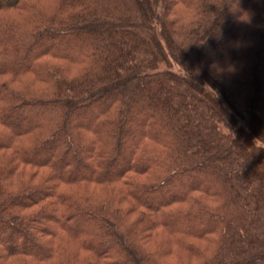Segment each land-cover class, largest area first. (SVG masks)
Segmentation results:
<instances>
[{"label":"trees","instance_id":"1","mask_svg":"<svg viewBox=\"0 0 264 264\" xmlns=\"http://www.w3.org/2000/svg\"><path fill=\"white\" fill-rule=\"evenodd\" d=\"M177 1L196 10L190 25L171 19L175 0H60L56 15L29 28L0 18V264L46 263L53 254L51 264H68L58 257L60 239L91 253L96 260L88 264H150L133 239L157 228L176 244L189 241L200 258L205 252L190 238L211 242L210 264H264V0H245L237 11L241 0ZM33 5L0 0V13ZM247 8L254 17L240 36L226 21ZM74 35L65 49H37L45 38ZM172 57L186 76L170 70ZM232 68L235 93L249 96L245 115L234 91L217 82L219 71ZM29 75L45 89H34ZM24 109L38 110L40 120L13 127L9 119L19 122ZM84 118L93 124L75 125ZM131 122L143 131L133 132ZM62 138L67 148L59 152ZM46 151L60 158H41ZM69 151L79 152L73 164ZM21 165L51 173L5 189ZM82 170L90 175L75 176ZM201 177L215 187L199 185ZM179 180L189 182L181 195ZM87 184L114 195L59 191ZM44 202L39 212L22 213ZM132 213L135 220L123 221ZM81 218L93 229L76 235ZM174 219L184 227L170 225ZM49 238L56 249L46 247Z\"/></svg>","mask_w":264,"mask_h":264},{"label":"rangeland","instance_id":"2","mask_svg":"<svg viewBox=\"0 0 264 264\" xmlns=\"http://www.w3.org/2000/svg\"><path fill=\"white\" fill-rule=\"evenodd\" d=\"M29 2H31L32 0H27ZM60 0H33L34 3V7L30 8L29 6L26 7V9L24 10H7V11H3L0 13V18H9L8 20L10 22L15 23L18 26L21 27H31L32 25H34L35 23H38L40 21H42V17L49 19L47 15H49V12H55L56 10V5L57 2H59ZM177 2L176 4V9H178V13L175 12H171V19H174L175 21H180L178 18H182L184 21H182L183 23H186V25H190L191 23H193L196 19L197 16H195V9H193L191 7H187L184 4L179 3L177 0H175ZM224 1V0H223ZM259 1V0H257ZM245 2V0H241L238 4H236V6H234V8L232 9V11H237L241 5ZM214 3V2H213ZM225 3V2H223ZM253 13V11L250 8H247L244 13L235 19H231L229 21H226V24L228 27L233 28V27H238L239 28V34L240 36H242V33H247L248 29L250 28V23L249 21L251 20L252 17H254L253 15H251ZM55 15L57 14V10L54 13ZM177 14L179 17H177ZM264 13L261 15L263 16ZM57 16H61V15H57ZM264 18V17H263ZM37 24V25H38ZM231 30V29H230ZM251 32V29L249 31V33ZM248 33V34H249ZM75 41H77L76 35H74L73 37L67 38V39H63V38H59L56 39L54 41H52V39L50 40V38H45L43 39L41 45H39L37 47L38 50H42L43 48L46 47H55L58 46L60 48H64L65 46L73 45V43H75ZM232 45H229V47ZM254 50V49H253ZM224 58H226V54L224 56ZM49 60V59H46ZM171 68L170 70L175 72V73H179L182 74L183 76H186V73L184 72L183 68L176 63L175 59L172 57L171 59ZM253 62H249V64L244 65V67H250ZM242 65V66H243ZM163 67V68H162ZM161 69H165V66H161ZM217 68L215 67H211V70L215 71ZM222 71V70H221ZM221 71H219V76H223L224 80L220 77L218 78V83L221 84L222 86H224L225 88L229 89L230 91H234L235 93V89H233V85L229 79V75L230 73L236 74L238 75V71L235 68H232V70L228 73V74H224V72L220 73ZM29 79H31V82H33V86L34 89L36 90H42L43 88L45 89V87H43V85H41L37 79H34V76L29 75L28 76ZM2 80H8V79H2ZM263 84H264V77H263ZM14 84L16 85V87L21 88L22 86L20 85V82H14ZM237 96V97H235ZM235 96H232L236 105V108H238V110L242 113L247 114L248 110H246L244 108V106H248L249 105V96L248 93L245 94V99H241L240 97H238L237 93H235ZM233 109V106H231ZM1 108V107H0ZM31 109H24L19 111V116H21V120L15 121L13 120V118L9 119L11 121V124L13 127L19 128V129H24L26 127H28L29 125H32L34 123H37L40 118H41V113L38 110H35L33 113H31ZM84 124V125H91L93 124L92 122H90L88 119H83V120H77L75 122V125L78 124ZM134 127V131H136V133L138 134L139 132L143 131L140 129L139 125H136L135 123L131 122L130 126ZM151 131L153 132H157L160 135L163 134V130L159 127V126H154L153 128H151ZM55 148L60 152L62 150H65L67 148V145L65 143V139H60L58 140V142L55 144ZM8 152H10V150H8ZM59 152H57L54 156H51V154L49 152H43L41 154V158H43L45 155L49 156V158H51L52 160H58L60 158V154ZM127 158L131 156V152H127ZM79 156V152L78 151H69V153L67 154V158L66 161L67 163L73 164L75 159ZM4 161V159L0 158V164ZM120 167H124L125 166V161L124 158L121 157V161L119 163ZM21 168H18V170L16 171L15 174H13L11 177H7L5 179V189H8L10 191H16L18 190V188H20L21 185H35L37 184L39 181H41L43 179V177H45L47 174H50L51 172L47 169H37V168H33V167H27L25 165H21ZM57 172L63 176L66 177L68 174H71L68 171H62L61 168H59L57 170ZM74 174V173H73ZM90 175L89 171H80L78 173H75V176H88ZM112 175H115V173H112ZM199 185H209V187H215V184L213 183H208L207 182V178L205 177H201L198 182ZM189 185V182H185L183 180H179L176 183V186L179 189V192L177 193V195H181L183 192V187ZM60 192H64V193H81V194H86L87 196H91L93 199H98V200H102L104 199L105 196H113L114 195V189L111 188H106L105 187H101V186H95L92 184H87L84 187L82 186H78L75 187L73 186L72 188H67L65 186L60 187L59 188ZM48 203V202H46ZM210 203V202H209ZM45 204L41 203L38 205H35L31 208L28 209H24L22 211L23 214H30L33 212H39L45 205ZM157 204V203H156ZM211 204V203H210ZM125 206V205H124ZM136 219V214H126L123 215V221H129V223H131V221ZM184 222L182 220H177L174 219L170 222V225L175 226V225H181L182 227H184ZM203 226H197V227H193V229L197 230V229H201ZM129 228V227H128ZM93 227L90 226L89 224V220L85 219V218H81V220H79L78 222V227L75 230V234L79 235L82 232H89L92 231ZM132 229H130L129 231L131 232ZM137 235L134 236L135 240V245L140 249L141 252H143L146 257H147V261L150 264H203L204 263V259L202 258H207L209 256H211V248H212V244L211 242H204L202 240H194L192 238H190L191 242H195L199 245L201 250H204L205 255H202V258L199 257L198 253H193L191 251H193L194 249H192L191 247H189L188 245L190 244V242L188 241V245H180V244H176L174 243V241L161 229L157 228L155 230H153L151 233H146L149 235L144 236L141 232L137 231L136 232ZM16 237H18L16 235ZM20 240V239H19ZM46 240H53L52 243H48L46 244V247H50L52 248V250L56 249V245L58 244L57 239H53V238H49ZM60 245H62V252L59 255L60 258L63 259V256H67L69 259V262H67L68 264H88L89 260L90 262L95 261V257L93 255H91V253L86 252L84 250H82L77 243H75L74 241H64L62 242L60 239ZM16 250H20L21 248L18 246H15ZM32 252L34 253H42L43 250L40 249H36L34 250L33 248L31 249ZM57 259L56 256H54L50 259L49 262H37V261H30L29 263L32 264H51V261ZM208 259V258H207ZM209 260V259H208ZM88 261V262H87ZM210 260L208 261L207 264L209 263ZM62 264V261H61Z\"/></svg>","mask_w":264,"mask_h":264},{"label":"clouds","instance_id":"3","mask_svg":"<svg viewBox=\"0 0 264 264\" xmlns=\"http://www.w3.org/2000/svg\"><path fill=\"white\" fill-rule=\"evenodd\" d=\"M207 87H210V86H207Z\"/></svg>","mask_w":264,"mask_h":264}]
</instances>
